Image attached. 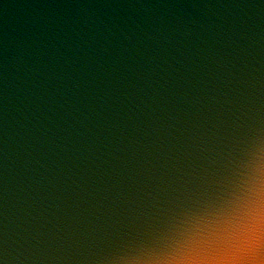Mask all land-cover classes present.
Wrapping results in <instances>:
<instances>
[{"label": "clouds", "instance_id": "clouds-1", "mask_svg": "<svg viewBox=\"0 0 264 264\" xmlns=\"http://www.w3.org/2000/svg\"><path fill=\"white\" fill-rule=\"evenodd\" d=\"M0 264H264V0L0 30Z\"/></svg>", "mask_w": 264, "mask_h": 264}, {"label": "water", "instance_id": "water-1", "mask_svg": "<svg viewBox=\"0 0 264 264\" xmlns=\"http://www.w3.org/2000/svg\"><path fill=\"white\" fill-rule=\"evenodd\" d=\"M74 0H0V30L16 22L33 5L45 3H70Z\"/></svg>", "mask_w": 264, "mask_h": 264}]
</instances>
